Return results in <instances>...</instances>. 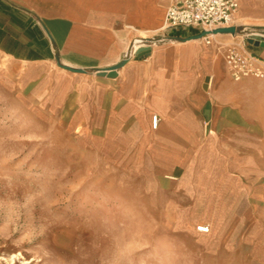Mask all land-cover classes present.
I'll return each mask as SVG.
<instances>
[{
    "label": "crops",
    "instance_id": "1",
    "mask_svg": "<svg viewBox=\"0 0 264 264\" xmlns=\"http://www.w3.org/2000/svg\"><path fill=\"white\" fill-rule=\"evenodd\" d=\"M238 3L234 26L264 33V0ZM167 5L0 0V56L26 67L25 76L37 80L28 100L44 110L65 109L66 125L80 139L105 142L107 156L117 160L136 157L144 167L138 171H179L196 203L260 206L251 219L261 227L264 77L234 80L227 68L225 49L243 34H212L207 43L193 37L198 28H166ZM142 39H153L150 53L131 55L112 77L51 68L56 56L73 68H109ZM246 47L264 59V46Z\"/></svg>",
    "mask_w": 264,
    "mask_h": 264
},
{
    "label": "rangeland",
    "instance_id": "2",
    "mask_svg": "<svg viewBox=\"0 0 264 264\" xmlns=\"http://www.w3.org/2000/svg\"><path fill=\"white\" fill-rule=\"evenodd\" d=\"M25 68L0 56V264H264L260 206L196 203L179 171L107 156L28 100Z\"/></svg>",
    "mask_w": 264,
    "mask_h": 264
},
{
    "label": "built area",
    "instance_id": "3",
    "mask_svg": "<svg viewBox=\"0 0 264 264\" xmlns=\"http://www.w3.org/2000/svg\"><path fill=\"white\" fill-rule=\"evenodd\" d=\"M165 27L187 28L195 27L200 31H211L217 28L234 26L236 12L239 7L238 0H167ZM260 36L264 40V33L257 31H245L242 35L241 44H229L224 52L227 68L234 80L252 76L264 77V59L254 56L246 47V38L249 36ZM211 34L203 36L210 43ZM247 41V40H246ZM135 43H140L135 46ZM147 45L143 39L134 41L130 51H135L141 46ZM159 124V116L154 114L151 125L154 130ZM200 231L207 232L206 228Z\"/></svg>",
    "mask_w": 264,
    "mask_h": 264
},
{
    "label": "water",
    "instance_id": "4",
    "mask_svg": "<svg viewBox=\"0 0 264 264\" xmlns=\"http://www.w3.org/2000/svg\"><path fill=\"white\" fill-rule=\"evenodd\" d=\"M244 27L241 26H229V27H222V28H217L211 31H206V30H202L198 35H194L193 37H203L207 34H218V33H230V34H244ZM153 39L147 40V43H150ZM247 43L254 45V46H264V40L263 38H261L260 36H249L246 38ZM130 51H131V47L129 48L128 52L126 53L125 57L118 62L117 64L109 67V68H98L95 70H91V69H81V68H73L71 66L62 64L58 58V56H56V64L61 67L64 68L66 70H69L71 72H76V73H87L90 71H97V73L102 74V75H108L110 77L115 75V70L119 69L121 66H123L126 61L129 59L130 57ZM150 53V45L147 46H141L139 48H137V50L135 51V54L138 56H142L143 54H149Z\"/></svg>",
    "mask_w": 264,
    "mask_h": 264
},
{
    "label": "bare ground",
    "instance_id": "5",
    "mask_svg": "<svg viewBox=\"0 0 264 264\" xmlns=\"http://www.w3.org/2000/svg\"><path fill=\"white\" fill-rule=\"evenodd\" d=\"M211 36H213L212 34H211ZM212 41V40H211ZM83 111V110H82ZM84 117H85V115H84ZM152 117V116H151ZM86 121V120H85ZM90 125V124H89ZM86 126V125H85ZM128 126V125H127ZM147 126V125H146ZM90 127V126H89ZM93 127V126H92ZM140 128V127H139ZM88 130V129H87ZM124 134V133H123ZM119 136H120V134H119ZM119 138V137H118ZM121 139H119L120 141L122 140V138H123V136L122 137H120ZM96 143V142H95ZM127 143V142H126ZM200 228H206L205 226H202V225H198ZM200 228H198V229H200ZM207 230L209 231V229L207 228ZM16 254H13L12 256H11V260H15V258H16Z\"/></svg>",
    "mask_w": 264,
    "mask_h": 264
}]
</instances>
